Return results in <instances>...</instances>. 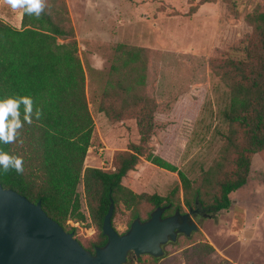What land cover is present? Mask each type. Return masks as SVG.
Listing matches in <instances>:
<instances>
[{
    "label": "rangeland",
    "instance_id": "obj_1",
    "mask_svg": "<svg viewBox=\"0 0 264 264\" xmlns=\"http://www.w3.org/2000/svg\"><path fill=\"white\" fill-rule=\"evenodd\" d=\"M46 4L54 16L65 13L69 18L85 68L95 121L86 167L113 170L115 155L139 142L131 110L121 120L109 119L99 105L117 46L145 47L147 81L139 92L156 108L150 147L186 172L191 185L185 190L177 173L145 158L123 182L137 193L171 197L184 213L189 212L186 198L193 202L198 189L211 202L220 193L218 180L233 167L231 155L223 153L228 127L222 113L229 102V89L221 78L223 66L232 56L242 57L254 30L249 15L264 12V0H46ZM22 15L23 9L13 11L0 0L1 20L20 28ZM78 191L82 210L89 216L83 183ZM230 197L228 209L193 216L200 228L190 236L181 234L177 243L166 247L164 257L143 256L131 259L132 264H202L200 252L188 248L203 242L214 248L207 264H264V151L254 154L246 185ZM149 209V205L141 208L142 218ZM130 214L121 204L114 219L118 232L129 229ZM73 227L86 248L98 239L99 230L90 217L84 223L69 220L67 230Z\"/></svg>",
    "mask_w": 264,
    "mask_h": 264
},
{
    "label": "trees",
    "instance_id": "obj_2",
    "mask_svg": "<svg viewBox=\"0 0 264 264\" xmlns=\"http://www.w3.org/2000/svg\"><path fill=\"white\" fill-rule=\"evenodd\" d=\"M51 11L45 7L39 18L23 11L20 28L0 19V99L31 96L34 107L41 108L43 113L39 120L24 123L15 143H0V149L21 156L24 167L23 174L0 169V184L32 202L41 201L46 213L66 230L69 220L84 223L90 217L99 230L98 239L87 248L94 253L96 247H103L108 241L103 223L111 202L115 205L113 226L121 204L131 212L129 226L137 217L142 221L149 219L158 207L170 206L164 217L177 210L185 212L171 197L137 193L124 184V178L136 170L143 158L177 173L185 190L191 180L186 172L150 147L156 108L151 99L139 92L147 81V49L128 44L116 48L99 110L109 119L115 116L117 120L131 110L139 142L115 155L113 170L86 167L95 121L86 92L85 68L69 18L65 13L54 16ZM249 21L254 30L241 51L242 57H230L221 75L229 89V102L222 113L228 127L223 134V153L231 155L233 167L218 180L220 193L211 202L207 201L210 197L205 199L202 189L197 190L193 202L185 200L189 209H198L204 216L216 215L231 206L230 194L248 181L252 157L264 151V12L249 15ZM60 38L67 41L59 42ZM20 112L23 119V105ZM80 183L84 185L89 216L82 210ZM147 205L150 206L147 217L142 218L141 208ZM75 230L73 227L67 231ZM198 245L203 249L192 246L188 250L199 251L201 263L207 264L206 257L214 248L207 242ZM143 256L158 260L150 255L138 259Z\"/></svg>",
    "mask_w": 264,
    "mask_h": 264
},
{
    "label": "water",
    "instance_id": "obj_3",
    "mask_svg": "<svg viewBox=\"0 0 264 264\" xmlns=\"http://www.w3.org/2000/svg\"><path fill=\"white\" fill-rule=\"evenodd\" d=\"M169 207L156 208L145 221L137 217L120 233L112 224L115 205L111 202L103 223L108 241L93 253L74 232L51 218L41 201L32 202L0 184V264H132L130 252L164 257L166 247L177 243L181 234L190 236L200 228L192 216L194 209L164 217Z\"/></svg>",
    "mask_w": 264,
    "mask_h": 264
},
{
    "label": "clouds",
    "instance_id": "obj_4",
    "mask_svg": "<svg viewBox=\"0 0 264 264\" xmlns=\"http://www.w3.org/2000/svg\"><path fill=\"white\" fill-rule=\"evenodd\" d=\"M4 3L13 11L23 9L28 15H35L37 18L47 6L46 0H4ZM94 66L99 67V65ZM21 105L24 108L23 119H21ZM42 114L41 108L34 107L31 96H7L0 99V143H15L24 123L31 124L34 118L39 120ZM0 169L4 172L14 170L17 174H23V158L0 149Z\"/></svg>",
    "mask_w": 264,
    "mask_h": 264
},
{
    "label": "flooded vegetation",
    "instance_id": "obj_5",
    "mask_svg": "<svg viewBox=\"0 0 264 264\" xmlns=\"http://www.w3.org/2000/svg\"><path fill=\"white\" fill-rule=\"evenodd\" d=\"M195 210L196 209L193 210L192 216H198V217H200L201 216L200 215V211L199 210L198 211H195ZM182 214H184V213H182ZM137 258H138V256H135L133 252H130L129 255H128V260H130V261H131V259H137Z\"/></svg>",
    "mask_w": 264,
    "mask_h": 264
},
{
    "label": "crops",
    "instance_id": "obj_6",
    "mask_svg": "<svg viewBox=\"0 0 264 264\" xmlns=\"http://www.w3.org/2000/svg\"><path fill=\"white\" fill-rule=\"evenodd\" d=\"M18 28V27H17Z\"/></svg>",
    "mask_w": 264,
    "mask_h": 264
}]
</instances>
